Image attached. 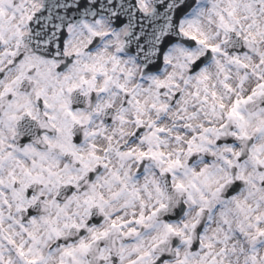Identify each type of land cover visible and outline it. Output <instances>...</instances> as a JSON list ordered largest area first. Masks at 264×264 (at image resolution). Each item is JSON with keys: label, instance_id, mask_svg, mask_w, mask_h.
Masks as SVG:
<instances>
[{"label": "snow or ice", "instance_id": "6c2138e0", "mask_svg": "<svg viewBox=\"0 0 264 264\" xmlns=\"http://www.w3.org/2000/svg\"><path fill=\"white\" fill-rule=\"evenodd\" d=\"M0 264H264V0H0Z\"/></svg>", "mask_w": 264, "mask_h": 264}]
</instances>
